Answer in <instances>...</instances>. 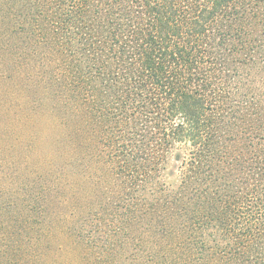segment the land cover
Listing matches in <instances>:
<instances>
[{"label":"trees","instance_id":"trees-1","mask_svg":"<svg viewBox=\"0 0 264 264\" xmlns=\"http://www.w3.org/2000/svg\"><path fill=\"white\" fill-rule=\"evenodd\" d=\"M4 84L98 264H264V0H0Z\"/></svg>","mask_w":264,"mask_h":264},{"label":"rangeland","instance_id":"rangeland-1","mask_svg":"<svg viewBox=\"0 0 264 264\" xmlns=\"http://www.w3.org/2000/svg\"><path fill=\"white\" fill-rule=\"evenodd\" d=\"M4 88L16 92L4 84L1 93ZM5 105L0 101V264H98V254L84 251L66 222L76 212L62 207L61 186L51 207L46 203L41 159L49 152V131L28 140Z\"/></svg>","mask_w":264,"mask_h":264}]
</instances>
